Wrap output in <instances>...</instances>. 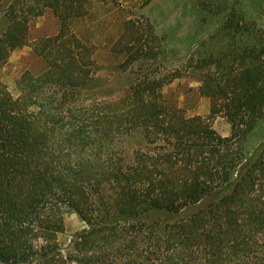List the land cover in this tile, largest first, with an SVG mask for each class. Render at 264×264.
I'll list each match as a JSON object with an SVG mask.
<instances>
[{"label":"trees","instance_id":"16d2710c","mask_svg":"<svg viewBox=\"0 0 264 264\" xmlns=\"http://www.w3.org/2000/svg\"><path fill=\"white\" fill-rule=\"evenodd\" d=\"M89 5L0 0V264H263L264 140L249 152L244 144L264 116V28L236 0H221L215 13L209 7L222 15L214 44L201 40L187 55L211 115L231 125L221 135L166 95L177 70L157 74L164 50L130 18L119 38L127 30L133 39L113 50L134 67L125 95L73 105L96 68L95 41L75 30ZM47 10L60 20L55 35L34 42L47 67L23 72L14 96L2 69ZM120 133L144 144L119 148ZM69 209L87 227L67 252L52 239ZM153 210L170 217L148 224Z\"/></svg>","mask_w":264,"mask_h":264},{"label":"rangeland","instance_id":"374dc122","mask_svg":"<svg viewBox=\"0 0 264 264\" xmlns=\"http://www.w3.org/2000/svg\"><path fill=\"white\" fill-rule=\"evenodd\" d=\"M205 1L210 3L211 9L214 5V13L218 11L217 5L221 0ZM227 1L231 3L234 0ZM236 1L241 5L247 18L254 19L260 27L264 28V0ZM200 3L201 0H116L109 3L90 0L89 14L84 17L85 20L82 18L76 21L75 30L95 41L96 68L93 71V78L81 89L72 104L89 108L107 102H117L125 95L130 71L134 67H131V64L128 68L123 66L121 64L123 53H116L113 50L119 49L118 47L128 39H133L132 31L127 30L123 32L125 36L122 35L119 38L123 22L130 18L127 22L133 20V23H128L133 30L137 29L138 32H142L143 36L148 39V43L155 45L156 48L160 45L164 50L162 59L159 56L162 63L157 74L163 76L170 69L177 70L176 75L178 76L164 87L166 95L170 99L179 97V105L185 109L187 115H202L218 133L229 135L231 125L226 117L221 114L211 115L210 98L200 95L197 91L200 81L197 73L190 66L191 62L187 59L188 54L196 52L193 49L201 40L210 46L214 44L215 39H212L210 33L216 29L222 16L221 14L214 16L207 6L201 10ZM204 16H207L208 20L205 18L202 20ZM59 29V18L52 11L47 10L35 19L29 29L27 42L12 51L2 69L1 79L14 96L19 94L17 79L23 72L39 74L47 67L43 57L35 52V40L55 35ZM218 38L216 37V45L220 44ZM91 114H85L86 118L90 120ZM262 140H264V116L247 136L244 144L245 151L253 150ZM116 142L119 148L126 149L144 144L142 137L135 133H120L116 137ZM168 217L170 216L166 211L153 210L146 213L144 220L148 224L157 225L162 219ZM86 227L87 223L77 212L66 210L64 230L58 232L52 242L70 252L73 249L75 233ZM198 231L200 232L201 229Z\"/></svg>","mask_w":264,"mask_h":264}]
</instances>
